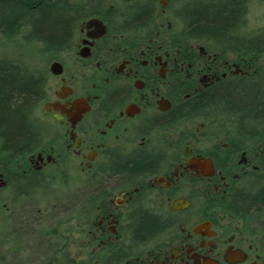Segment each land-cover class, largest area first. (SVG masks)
I'll use <instances>...</instances> for the list:
<instances>
[{
  "label": "flooded vegetation",
  "instance_id": "af4514ba",
  "mask_svg": "<svg viewBox=\"0 0 264 264\" xmlns=\"http://www.w3.org/2000/svg\"><path fill=\"white\" fill-rule=\"evenodd\" d=\"M102 1L50 50L47 131L20 172L0 164V200L20 174L26 196L82 170L81 197L56 203L77 224L46 264H264V111L232 99L264 90L256 0ZM234 2L229 31L199 24ZM145 216L159 226L138 237Z\"/></svg>",
  "mask_w": 264,
  "mask_h": 264
},
{
  "label": "trees",
  "instance_id": "16d2710c",
  "mask_svg": "<svg viewBox=\"0 0 264 264\" xmlns=\"http://www.w3.org/2000/svg\"><path fill=\"white\" fill-rule=\"evenodd\" d=\"M101 1L0 0V31L13 33L26 26L29 37L49 50H56L68 43L75 22L98 12ZM200 16L202 26L223 27L229 31L238 21H243V6L236 2L225 4ZM262 47L260 43L259 48ZM245 48L254 49L250 44ZM47 75V69L35 67L24 59L0 58V164H10L15 172H20L26 156L37 148L47 131L36 114L46 92ZM232 94L234 102L243 104L245 114L258 117L264 111V90ZM17 178L15 189L21 196L27 192L26 180L22 174ZM138 223V237L154 232L159 226L156 219L148 216L138 219Z\"/></svg>",
  "mask_w": 264,
  "mask_h": 264
},
{
  "label": "rangeland",
  "instance_id": "374dc122",
  "mask_svg": "<svg viewBox=\"0 0 264 264\" xmlns=\"http://www.w3.org/2000/svg\"><path fill=\"white\" fill-rule=\"evenodd\" d=\"M254 5L246 16L253 25H264V5L258 0ZM54 54L41 42L29 37L26 26L13 33L0 31V58L17 57L35 67L48 69ZM36 114L44 115L41 102ZM81 172V169H77L78 179L70 182L71 185L50 177L45 183L46 188L32 195H21L13 199L11 195L3 194L5 200H0V264H46L56 244L66 242L62 239L64 233H69V227L77 223L68 217L71 214L68 211L65 215L66 224L62 223L63 217L60 216L56 203L61 199L70 201L69 199L81 197L71 196L76 192L75 188L84 183L85 178ZM77 240L75 238L74 242ZM78 245L74 247L77 248Z\"/></svg>",
  "mask_w": 264,
  "mask_h": 264
},
{
  "label": "water",
  "instance_id": "95a60500",
  "mask_svg": "<svg viewBox=\"0 0 264 264\" xmlns=\"http://www.w3.org/2000/svg\"><path fill=\"white\" fill-rule=\"evenodd\" d=\"M50 69L52 70V72H54L55 74H59L62 72V69L60 68V63L58 62H54L53 64H51Z\"/></svg>",
  "mask_w": 264,
  "mask_h": 264
}]
</instances>
